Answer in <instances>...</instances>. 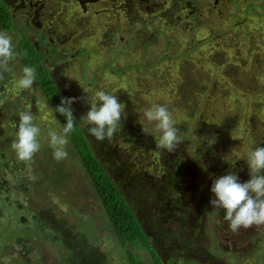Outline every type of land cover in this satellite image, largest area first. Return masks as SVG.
<instances>
[{
  "label": "rangeland",
  "instance_id": "rangeland-1",
  "mask_svg": "<svg viewBox=\"0 0 264 264\" xmlns=\"http://www.w3.org/2000/svg\"><path fill=\"white\" fill-rule=\"evenodd\" d=\"M225 1L220 16L213 0H0L9 14L0 31L16 50L25 37L47 55L161 264H264V226L233 233L210 203L213 181L234 172L246 182L247 152L264 147V0ZM10 68L0 79V264H128L71 142L67 159L53 158L47 132L62 128L37 82L19 97V57ZM97 90L125 105L121 129L103 142L81 119ZM156 103L176 120L173 153L156 147L160 133L143 117ZM27 110L41 128L28 165L11 148Z\"/></svg>",
  "mask_w": 264,
  "mask_h": 264
},
{
  "label": "clouds",
  "instance_id": "clouds-1",
  "mask_svg": "<svg viewBox=\"0 0 264 264\" xmlns=\"http://www.w3.org/2000/svg\"><path fill=\"white\" fill-rule=\"evenodd\" d=\"M28 53L18 52L13 44L12 36L6 31H0V79L5 72H10V62ZM37 70L33 65L22 68V74L16 81L20 90H30L36 82ZM75 97H62L61 105L56 111L66 117V124L60 131L49 129L48 145L52 149L53 158L63 161L68 157L69 136L76 130V119L71 105ZM90 110L81 119L88 126V133L97 141L111 140L121 129L122 114L125 105L119 102L116 95L104 90H97L89 99ZM18 130L11 144L19 161L30 164L35 154L41 149V128L34 123L35 116L31 110L19 114ZM148 122H154L160 133L156 137V147L173 153L182 143L178 135L176 120L167 105L152 104L143 112ZM249 168L250 179L240 182L234 172L222 175L213 181L210 191L214 194L210 200L216 209H224V219L228 222L231 232L236 233L241 228L264 226V147L255 146L244 158Z\"/></svg>",
  "mask_w": 264,
  "mask_h": 264
},
{
  "label": "trees",
  "instance_id": "trees-1",
  "mask_svg": "<svg viewBox=\"0 0 264 264\" xmlns=\"http://www.w3.org/2000/svg\"><path fill=\"white\" fill-rule=\"evenodd\" d=\"M8 18V9L5 5L0 4L1 29H6V21ZM25 50L28 55L20 56L19 60L23 67L26 65H33L36 67V82L38 84V89L42 93L41 97H45L49 102L53 113L58 119L60 127L63 128L64 124L67 122L66 117L56 111L57 106L61 105L63 95L51 78L49 67L45 62L47 55L43 56L32 43H28L25 37H21L17 51L22 53ZM18 93L19 97H21V90H19ZM75 119L76 130L70 134L69 141L71 142L76 155L80 159L88 180L91 182L94 197L92 200L97 202L98 206H101L102 212L105 216L104 218L109 223L117 241L125 247L124 253L129 262L128 264H143L140 260L139 253L134 250L136 247H143L152 258L154 264H161L158 256L150 246L151 243L148 241L147 235L136 220V217L131 210V206L117 186L109 178L107 172L101 165L99 159L88 143L87 138L82 132L79 120L76 117ZM6 160L7 154L0 150V166H4ZM97 205L96 207H98Z\"/></svg>",
  "mask_w": 264,
  "mask_h": 264
},
{
  "label": "water",
  "instance_id": "water-1",
  "mask_svg": "<svg viewBox=\"0 0 264 264\" xmlns=\"http://www.w3.org/2000/svg\"><path fill=\"white\" fill-rule=\"evenodd\" d=\"M213 2L220 16H224L228 12L225 0H213Z\"/></svg>",
  "mask_w": 264,
  "mask_h": 264
}]
</instances>
